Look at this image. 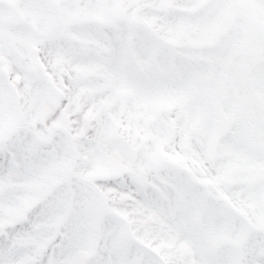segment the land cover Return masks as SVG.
<instances>
[{"label": "snow or ice", "instance_id": "obj_1", "mask_svg": "<svg viewBox=\"0 0 264 264\" xmlns=\"http://www.w3.org/2000/svg\"><path fill=\"white\" fill-rule=\"evenodd\" d=\"M0 264H264V0H0Z\"/></svg>", "mask_w": 264, "mask_h": 264}]
</instances>
